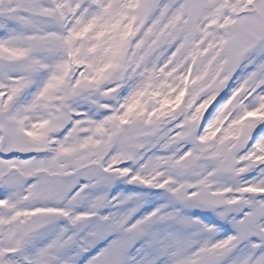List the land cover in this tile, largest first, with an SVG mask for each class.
Listing matches in <instances>:
<instances>
[{
  "label": "snow or ice",
  "instance_id": "obj_1",
  "mask_svg": "<svg viewBox=\"0 0 264 264\" xmlns=\"http://www.w3.org/2000/svg\"><path fill=\"white\" fill-rule=\"evenodd\" d=\"M0 264H264V0H0Z\"/></svg>",
  "mask_w": 264,
  "mask_h": 264
}]
</instances>
